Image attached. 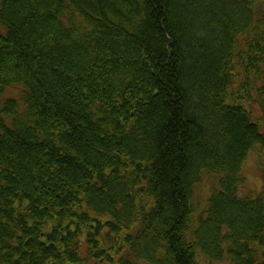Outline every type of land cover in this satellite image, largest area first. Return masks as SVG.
<instances>
[{
  "label": "trees",
  "instance_id": "1",
  "mask_svg": "<svg viewBox=\"0 0 264 264\" xmlns=\"http://www.w3.org/2000/svg\"><path fill=\"white\" fill-rule=\"evenodd\" d=\"M256 145L264 0H0V264H264Z\"/></svg>",
  "mask_w": 264,
  "mask_h": 264
},
{
  "label": "rangeland",
  "instance_id": "2",
  "mask_svg": "<svg viewBox=\"0 0 264 264\" xmlns=\"http://www.w3.org/2000/svg\"><path fill=\"white\" fill-rule=\"evenodd\" d=\"M19 86L14 85L5 90V96H18ZM242 182L239 184L238 193L240 195H257L264 193V148L260 145L249 150L241 166ZM218 182L215 177L204 175L195 188V203L197 208L202 209L206 204V198L210 196ZM201 264H232L227 260L208 263L207 259L201 258Z\"/></svg>",
  "mask_w": 264,
  "mask_h": 264
}]
</instances>
